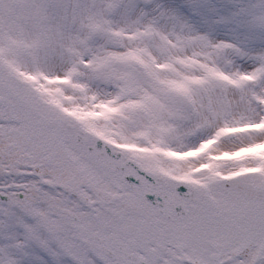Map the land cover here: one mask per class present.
<instances>
[{"label":"snow or ice","instance_id":"obj_1","mask_svg":"<svg viewBox=\"0 0 264 264\" xmlns=\"http://www.w3.org/2000/svg\"><path fill=\"white\" fill-rule=\"evenodd\" d=\"M0 264H264V0H0Z\"/></svg>","mask_w":264,"mask_h":264}]
</instances>
